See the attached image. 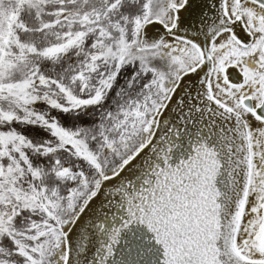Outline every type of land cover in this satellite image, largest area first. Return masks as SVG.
Instances as JSON below:
<instances>
[{"label": "snow or ice", "instance_id": "1", "mask_svg": "<svg viewBox=\"0 0 264 264\" xmlns=\"http://www.w3.org/2000/svg\"><path fill=\"white\" fill-rule=\"evenodd\" d=\"M0 264H264V0H0Z\"/></svg>", "mask_w": 264, "mask_h": 264}]
</instances>
